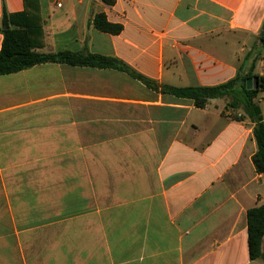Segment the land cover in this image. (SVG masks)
Masks as SVG:
<instances>
[{
	"label": "crops",
	"instance_id": "1",
	"mask_svg": "<svg viewBox=\"0 0 264 264\" xmlns=\"http://www.w3.org/2000/svg\"><path fill=\"white\" fill-rule=\"evenodd\" d=\"M40 5L39 52L128 70L46 63L0 75V264H264L248 243L247 213L264 204L254 123L228 97L201 109L161 91L234 78L226 35L256 37L264 0ZM4 7L21 12L24 0H0V51ZM101 13L123 30L96 29Z\"/></svg>",
	"mask_w": 264,
	"mask_h": 264
},
{
	"label": "trees",
	"instance_id": "2",
	"mask_svg": "<svg viewBox=\"0 0 264 264\" xmlns=\"http://www.w3.org/2000/svg\"><path fill=\"white\" fill-rule=\"evenodd\" d=\"M101 1L109 6L116 3V0ZM24 6V10L17 13H9L4 7L2 17L4 38L0 51V75L17 73L46 63L128 70L114 57L72 51L39 52L38 49L45 45L40 0H24ZM93 25L104 33L119 34L123 30L122 25L109 22L103 13L95 15ZM261 39L264 42V26ZM254 69L252 66L250 72L244 73L241 66L234 78L218 85L183 88L164 85L161 91L177 97L192 99L195 106L201 109L205 108L211 99L232 98L230 106L237 109L242 107L245 116L254 123V137L258 150L253 157V162L257 172L264 173V115L261 104L257 101L260 93L264 92V76H253ZM130 74L149 87L159 90L157 84L148 81L140 74L134 72ZM253 77L257 82H254L253 87L249 89L248 80ZM247 220L250 258L264 261V204L250 209L247 213Z\"/></svg>",
	"mask_w": 264,
	"mask_h": 264
},
{
	"label": "rangeland",
	"instance_id": "3",
	"mask_svg": "<svg viewBox=\"0 0 264 264\" xmlns=\"http://www.w3.org/2000/svg\"><path fill=\"white\" fill-rule=\"evenodd\" d=\"M264 26V25H263ZM262 30L259 34L254 37L253 35H243L241 33H231L227 34L226 37H231L233 44L235 46L234 52H239V65L245 66V73L250 72L251 65L255 68L252 72V75L264 76V42L261 39ZM225 37V34L223 35ZM223 40V37L221 38ZM246 47L245 51L242 52L241 49ZM253 62V63H252ZM252 86L254 84V77L251 78ZM264 96V92L260 93V96ZM261 97H258L257 101L260 102ZM231 103L232 98H227ZM261 107L264 109V103L261 104ZM242 107L239 110H234L233 116H237Z\"/></svg>",
	"mask_w": 264,
	"mask_h": 264
},
{
	"label": "water",
	"instance_id": "4",
	"mask_svg": "<svg viewBox=\"0 0 264 264\" xmlns=\"http://www.w3.org/2000/svg\"><path fill=\"white\" fill-rule=\"evenodd\" d=\"M254 82H257V80L255 79ZM251 83H252V80L249 79V80H248V88H249V89H251V88L253 87Z\"/></svg>",
	"mask_w": 264,
	"mask_h": 264
}]
</instances>
